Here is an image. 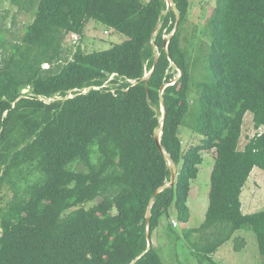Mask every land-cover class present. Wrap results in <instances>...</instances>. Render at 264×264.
<instances>
[{
  "label": "trees",
  "instance_id": "16d2710c",
  "mask_svg": "<svg viewBox=\"0 0 264 264\" xmlns=\"http://www.w3.org/2000/svg\"><path fill=\"white\" fill-rule=\"evenodd\" d=\"M173 1L175 32L167 0H37L0 64V195L11 193L0 206V264H164L147 239L164 218L197 264H218L213 254L241 231L254 233L264 264V210L244 214L241 202L250 174L264 171V0H216L196 62L190 2ZM90 22L127 39L70 59L65 40ZM249 113L258 133L241 149ZM182 128L198 143L184 149ZM211 152L205 221L179 235L170 211L189 221L191 183ZM167 156L176 183L151 203L171 182Z\"/></svg>",
  "mask_w": 264,
  "mask_h": 264
},
{
  "label": "rangeland",
  "instance_id": "374dc122",
  "mask_svg": "<svg viewBox=\"0 0 264 264\" xmlns=\"http://www.w3.org/2000/svg\"><path fill=\"white\" fill-rule=\"evenodd\" d=\"M36 2L37 0H34V2H31V0H21V5H16L11 0H1L0 64L2 63L3 58L10 53L12 44L21 40L26 27L32 22L36 9ZM189 2L190 11L185 36L189 40L192 39V36H196L195 43L198 44L192 53L193 61L196 62L197 57L202 59L205 52L207 55L209 49L210 34L207 30V23L216 6V0H189ZM126 39L127 37L122 34L107 31L102 25L90 22L82 37L70 35L65 40L64 46L67 49V56L72 59L73 54L79 47L85 52L106 50L114 44L121 43ZM186 44L187 42H185V45ZM47 66L48 65H45V67ZM197 66H200V60L197 62ZM148 74L149 72H146V75ZM196 75L199 74L197 73ZM112 79L113 76L110 80ZM263 130L264 128L262 131ZM256 133H258V131L254 128L253 116L249 113L245 119L240 148L243 149L250 138ZM181 138L184 149H187L192 144H197L199 141V137L186 128H182ZM214 162L213 152L203 153V163L199 166L198 177L191 183V191L188 199L190 212L189 221L185 224L179 223L178 227H174V231L179 235H182L183 232L188 231L189 229L199 228L205 221V215L209 205L210 178ZM252 175L259 179V185L255 187V191H257V196L259 197L257 199L258 204L255 210H264V171L256 169V171H253ZM10 199L11 193L5 188L3 195H0V206ZM247 199L248 190H246L244 195V200L247 201ZM99 201L100 200H98V202ZM170 212L172 217L176 216L175 208H172ZM174 220L177 221L176 219ZM174 220H172V224ZM168 224L166 218H164L160 228L154 233L152 240V243L161 249L163 263L197 264V261L190 256L189 242L186 239L183 238V240L179 242L170 241L166 231ZM242 232H244V234ZM240 233V235L238 233V235L235 234L233 240L224 244L215 254H213V259L218 264L262 263L263 258L258 253L259 249L254 233L251 231H241ZM200 236H202V234H193L191 241H197ZM238 237H245V241L247 242L243 245L242 240H239L238 242L235 241ZM229 243H231V246ZM245 245L247 248L245 251H242V249L246 247ZM231 247L234 248V251ZM238 247L240 250L236 249Z\"/></svg>",
  "mask_w": 264,
  "mask_h": 264
},
{
  "label": "water",
  "instance_id": "95a60500",
  "mask_svg": "<svg viewBox=\"0 0 264 264\" xmlns=\"http://www.w3.org/2000/svg\"><path fill=\"white\" fill-rule=\"evenodd\" d=\"M167 4H168V9L171 8V7H174V10H175V13H176L177 24H176V28H175V30H174V32H175V31L178 29V25H179V21H180V14H179L178 10L176 9L173 0H167ZM158 28H159V26H158ZM158 28H157V30H158ZM174 32H173V34H174ZM173 34H172V35H173ZM172 35H171V36H172ZM171 36H170V37H171ZM170 37H167V39H166L167 44H168V42H169ZM170 61H171V60H170ZM150 74H151V73H149L148 75H146V76L144 77V80H148ZM166 87H167V86H164V87L162 88V93H163V91H164V89H165ZM70 98H71V97H70ZM162 113H163V117H162V121H163L164 118H165V114H166L165 105H164V101H163V100H162ZM162 128H163V126H162L160 129L156 130L155 135H154V138H155V140H156V142H157V145L159 146V148H160L161 150H162V147H161ZM167 158H168V160H169V161L171 162V164H172V165H171V164L169 163V167H170V169H171V173H172L171 182H170L169 184H165L164 186H162L159 190H157V191L154 193V195H153V197H152V201H151V203L153 202L154 198L157 196L158 193H160L162 190H164V189H166V188L173 187V186L175 185V183H176V178H177V175H178L176 165H175V163L171 160L170 156H167ZM150 208H151V206H150ZM150 208H149V210H148V212H147V223H149V221H150V217H151V214H150ZM147 239H148V242H149L148 249H150V248H151V245H152V241H151V238H150L149 231H147Z\"/></svg>",
  "mask_w": 264,
  "mask_h": 264
},
{
  "label": "crops",
  "instance_id": "0c3cea01",
  "mask_svg": "<svg viewBox=\"0 0 264 264\" xmlns=\"http://www.w3.org/2000/svg\"><path fill=\"white\" fill-rule=\"evenodd\" d=\"M258 169V168H256ZM256 169L254 171H256ZM253 173V172H252ZM250 178L248 180V182L246 183L244 189H243V193L241 195V202H242V212L244 214H252V213H256L258 212L256 209V206L258 204V201L257 199L259 198L257 195V191H255V187L259 185V182L256 177H253L252 174H250ZM248 190V199L247 201L244 200V195H245V192L246 190ZM261 211V210H260ZM176 219V216L172 217V220ZM194 229V228H193ZM239 235L241 234L240 232H237ZM236 233V234H237ZM244 234V232H242ZM237 234V235H238ZM240 238V237H238ZM243 239L246 240L245 237H241ZM247 242V241H246ZM229 245L231 246V243H229ZM245 247V246H244ZM234 251V248L231 247ZM247 248V246L245 248L242 249V251H245V249Z\"/></svg>",
  "mask_w": 264,
  "mask_h": 264
},
{
  "label": "built area",
  "instance_id": "2783aa9c",
  "mask_svg": "<svg viewBox=\"0 0 264 264\" xmlns=\"http://www.w3.org/2000/svg\"><path fill=\"white\" fill-rule=\"evenodd\" d=\"M85 91H86V90H85ZM25 92H27V90L24 91V93H25ZM42 100H43V99H42ZM53 100H54V99H53ZM50 101H52V99H51V100H45V102H47V103L50 102ZM261 131H262V129H261ZM174 226H177V223H176V222H174Z\"/></svg>",
  "mask_w": 264,
  "mask_h": 264
},
{
  "label": "clouds",
  "instance_id": "9594fccd",
  "mask_svg": "<svg viewBox=\"0 0 264 264\" xmlns=\"http://www.w3.org/2000/svg\"><path fill=\"white\" fill-rule=\"evenodd\" d=\"M174 222H176L177 223V226H174ZM173 226L176 228V227H178L179 226V222L178 221H173Z\"/></svg>",
  "mask_w": 264,
  "mask_h": 264
}]
</instances>
